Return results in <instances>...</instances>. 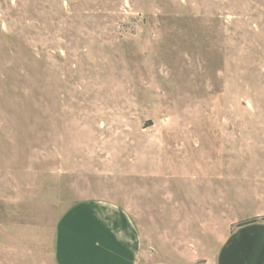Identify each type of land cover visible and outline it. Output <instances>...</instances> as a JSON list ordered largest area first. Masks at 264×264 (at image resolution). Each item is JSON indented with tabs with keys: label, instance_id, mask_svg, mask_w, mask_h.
Instances as JSON below:
<instances>
[{
	"label": "rangeland",
	"instance_id": "1",
	"mask_svg": "<svg viewBox=\"0 0 264 264\" xmlns=\"http://www.w3.org/2000/svg\"><path fill=\"white\" fill-rule=\"evenodd\" d=\"M94 200L139 264H214L264 223V0H0V264H55Z\"/></svg>",
	"mask_w": 264,
	"mask_h": 264
},
{
	"label": "crops",
	"instance_id": "2",
	"mask_svg": "<svg viewBox=\"0 0 264 264\" xmlns=\"http://www.w3.org/2000/svg\"><path fill=\"white\" fill-rule=\"evenodd\" d=\"M141 251L131 217L110 201L76 204L54 228L55 264H139ZM214 264H264V223L237 228L224 241Z\"/></svg>",
	"mask_w": 264,
	"mask_h": 264
},
{
	"label": "trees",
	"instance_id": "3",
	"mask_svg": "<svg viewBox=\"0 0 264 264\" xmlns=\"http://www.w3.org/2000/svg\"><path fill=\"white\" fill-rule=\"evenodd\" d=\"M254 223H255V220H252V221H249V222H246L244 224L239 225L238 228L243 227V226H247V225H250V224H254Z\"/></svg>",
	"mask_w": 264,
	"mask_h": 264
}]
</instances>
